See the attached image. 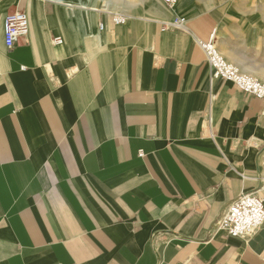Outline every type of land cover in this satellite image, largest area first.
Wrapping results in <instances>:
<instances>
[{
    "label": "crops",
    "instance_id": "1",
    "mask_svg": "<svg viewBox=\"0 0 264 264\" xmlns=\"http://www.w3.org/2000/svg\"><path fill=\"white\" fill-rule=\"evenodd\" d=\"M49 1L0 0V264H264L217 226L264 201V101L198 44L264 83V0Z\"/></svg>",
    "mask_w": 264,
    "mask_h": 264
},
{
    "label": "built area",
    "instance_id": "2",
    "mask_svg": "<svg viewBox=\"0 0 264 264\" xmlns=\"http://www.w3.org/2000/svg\"><path fill=\"white\" fill-rule=\"evenodd\" d=\"M169 7H174L179 0H165ZM116 25H124L127 17L114 16ZM5 37L6 46L13 49L30 31V20L25 10H16L6 16ZM185 20L181 19L172 25L173 28H183ZM103 29V27H101ZM54 44L60 46L63 39L57 37ZM203 49L206 62L212 69V79L232 82L238 90L264 101V83L252 76L242 73L238 67L229 63L216 47L214 38L208 43L198 42ZM264 114V111H263ZM218 222V228L231 237L248 238L258 233L264 225V201L255 192L242 194L238 200L230 204Z\"/></svg>",
    "mask_w": 264,
    "mask_h": 264
},
{
    "label": "rangeland",
    "instance_id": "3",
    "mask_svg": "<svg viewBox=\"0 0 264 264\" xmlns=\"http://www.w3.org/2000/svg\"><path fill=\"white\" fill-rule=\"evenodd\" d=\"M45 1L55 4L54 2H51L49 0H45ZM114 1H117L118 2V0H100V2L103 5V9L104 10H109L110 9V3L114 2Z\"/></svg>",
    "mask_w": 264,
    "mask_h": 264
},
{
    "label": "bare ground",
    "instance_id": "4",
    "mask_svg": "<svg viewBox=\"0 0 264 264\" xmlns=\"http://www.w3.org/2000/svg\"><path fill=\"white\" fill-rule=\"evenodd\" d=\"M214 41H215V39H214Z\"/></svg>",
    "mask_w": 264,
    "mask_h": 264
}]
</instances>
